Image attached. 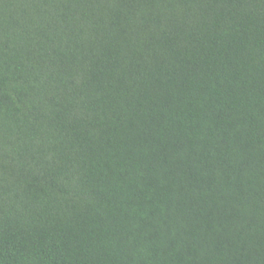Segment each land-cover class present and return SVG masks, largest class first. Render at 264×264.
I'll return each instance as SVG.
<instances>
[{
  "label": "trees",
  "instance_id": "1",
  "mask_svg": "<svg viewBox=\"0 0 264 264\" xmlns=\"http://www.w3.org/2000/svg\"><path fill=\"white\" fill-rule=\"evenodd\" d=\"M0 264H264V0H0Z\"/></svg>",
  "mask_w": 264,
  "mask_h": 264
}]
</instances>
